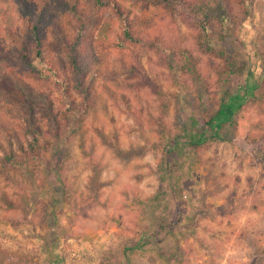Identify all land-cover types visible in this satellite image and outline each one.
Segmentation results:
<instances>
[{"label": "rangeland", "instance_id": "rangeland-1", "mask_svg": "<svg viewBox=\"0 0 264 264\" xmlns=\"http://www.w3.org/2000/svg\"><path fill=\"white\" fill-rule=\"evenodd\" d=\"M117 1L131 32L109 6L93 10L88 91L68 64L66 105L33 60L56 118L40 102L36 114L52 121L37 153L0 168V264H264V0ZM16 7L0 0L5 74L23 72L8 33ZM231 96L233 116L196 143ZM218 236L220 259H209L204 244Z\"/></svg>", "mask_w": 264, "mask_h": 264}, {"label": "trees", "instance_id": "trees-1", "mask_svg": "<svg viewBox=\"0 0 264 264\" xmlns=\"http://www.w3.org/2000/svg\"><path fill=\"white\" fill-rule=\"evenodd\" d=\"M15 2L19 24L16 29L8 28V33L14 45L15 62L23 72L10 70L5 74L0 70V102L3 100L6 102L4 110L11 117L0 120L1 169H6L8 163L17 167L20 158L37 153L42 124H49L52 121L51 117L44 121L36 114L40 102H48L44 114L53 115L51 106L53 92L51 88L41 87L45 84L46 74L34 66L33 60L38 59L47 67L55 82L62 88L68 105L73 100L68 89L71 83V76L67 71L68 64L74 68L72 79L80 80L76 86L79 90L88 91L93 82L92 78L85 86L80 83L89 70L83 59L86 54L91 55L87 35L97 20L93 10L109 6L123 24L124 33L129 36L131 32L129 10L117 0H15ZM53 44L59 45L60 54L67 53L68 61L59 53L54 54ZM0 59L3 63L9 62L4 54H0ZM31 74L40 82V86H35L25 78ZM237 99L236 96H231L219 104L213 117L199 130L196 143L217 136L223 122L233 116Z\"/></svg>", "mask_w": 264, "mask_h": 264}, {"label": "crops", "instance_id": "crops-1", "mask_svg": "<svg viewBox=\"0 0 264 264\" xmlns=\"http://www.w3.org/2000/svg\"><path fill=\"white\" fill-rule=\"evenodd\" d=\"M262 209L263 208L260 206L259 212L262 211ZM248 223L249 222L247 221L245 223V226H247V227L251 226V225L248 226ZM257 223L258 224L259 223H262V225L264 226V219H261V220L258 219L257 220ZM205 241H207V240H205ZM209 241L210 242L205 243L204 245L210 244L208 246L211 248L212 251H211L210 255L209 256H206V257H209V259L219 260L220 257H219V254L217 255V251H218L217 249H222V245H224L225 243L222 242V239L219 236L218 237H212ZM231 241L232 242H235L234 239H232ZM234 253L236 254V252L234 251V249L231 246H228L227 247V251H226V256L229 257L228 260H230V258H233L234 257V255H235ZM250 257L251 256H249V254H246V252H245L243 254V256H242L241 259H242V261H248L250 259ZM254 257H256L258 259H261L262 258V252L261 251L260 252H257L256 255H254Z\"/></svg>", "mask_w": 264, "mask_h": 264}]
</instances>
